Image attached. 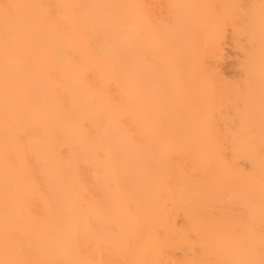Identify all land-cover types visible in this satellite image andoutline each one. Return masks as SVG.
<instances>
[{"label": "bare ground", "instance_id": "1", "mask_svg": "<svg viewBox=\"0 0 264 264\" xmlns=\"http://www.w3.org/2000/svg\"><path fill=\"white\" fill-rule=\"evenodd\" d=\"M5 3L0 261H258L262 0Z\"/></svg>", "mask_w": 264, "mask_h": 264}, {"label": "snow or ice", "instance_id": "2", "mask_svg": "<svg viewBox=\"0 0 264 264\" xmlns=\"http://www.w3.org/2000/svg\"><path fill=\"white\" fill-rule=\"evenodd\" d=\"M16 7V5L7 3L0 5V14L7 20L13 14ZM262 7H264V0H262ZM0 264H5V262L0 261ZM9 264H11V262H9ZM185 264H190V262H185ZM229 264H264V240H262L261 243V256L258 261L255 259H238L229 262Z\"/></svg>", "mask_w": 264, "mask_h": 264}]
</instances>
